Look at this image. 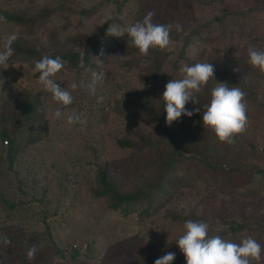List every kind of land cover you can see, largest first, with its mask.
Returning <instances> with one entry per match:
<instances>
[{
    "label": "rangeland",
    "instance_id": "rangeland-1",
    "mask_svg": "<svg viewBox=\"0 0 264 264\" xmlns=\"http://www.w3.org/2000/svg\"><path fill=\"white\" fill-rule=\"evenodd\" d=\"M223 8L256 11L230 16L223 26L206 27L208 37H194L181 59L184 43H173L161 91L170 80L182 78L184 65H232L242 61L249 47L264 50V0H215L209 5L190 0H0V51L15 34L11 45L20 43L41 56L9 59L6 69L0 65V264H154L168 252L181 254L171 244L184 233L187 220L206 222L209 235H216L225 232L224 222L235 219L248 223L247 235L257 240L264 224V177H251L255 180L250 185L246 179L249 165L264 169V108L246 110V128L237 134L241 144L256 147L247 158L234 143L219 141L194 115L174 121L177 128L187 122L198 126L186 144V155L203 159L206 153L213 164L227 169L241 161V171L231 181L222 171L188 163L179 192L161 197L159 204L156 198L151 214L143 216L145 205L113 209L109 197L95 195L101 169H107L122 192L145 188L150 181V153L136 154L118 144L119 139L133 138L136 129L151 134L153 125L144 114L159 101L156 91L140 89L139 69L129 70L138 58L128 51V43L109 55L98 54L91 70L64 68L52 77L73 96L60 119L54 112L61 106L34 71V62L45 55L84 49L85 36L92 37L109 21L125 30L151 11L163 22H179L185 36L222 15ZM14 17L25 18L28 25L11 21ZM115 38L107 33L104 48L109 50ZM250 69L255 92L264 103V72ZM92 71L103 73L95 95L81 86L90 81ZM72 83L78 86L75 90ZM73 112L86 123L68 124ZM3 133L9 138L3 139ZM9 204L15 206L10 212ZM260 243L264 248V238ZM33 246L38 251L29 260L26 253ZM75 250L79 256L74 259ZM252 264H264V251Z\"/></svg>",
    "mask_w": 264,
    "mask_h": 264
},
{
    "label": "trees",
    "instance_id": "trees-1",
    "mask_svg": "<svg viewBox=\"0 0 264 264\" xmlns=\"http://www.w3.org/2000/svg\"><path fill=\"white\" fill-rule=\"evenodd\" d=\"M195 3H203L206 5L212 4L215 0H190ZM223 14L220 16H216L212 21H208L203 27H198L196 30H193L190 34L182 36L183 34L179 31H176L173 28L170 32V40L171 43L168 48L160 49L158 47L151 48L147 57L142 56L138 49L133 47L131 44H128V51H131V54L134 58H138L136 62V67L131 66L129 70H138V75H140V79L142 80V88L143 91L146 92H157L159 101L157 105L155 102L151 104V108L147 107L146 117H148V124L153 125L151 127V134L143 133L141 130L136 129L133 138L128 139H119L118 144L121 148L129 149L130 151L136 154L142 153H150L153 157V161L150 163L149 169L151 171L150 181L146 185L145 188L132 189L128 192L120 191L119 184L116 180L112 179L109 176L107 169H101L98 173V189L96 190V196L98 197H109L110 205L113 209H117L119 207H124L125 209L130 208H138L139 206L145 205L142 209V215H150L151 210L156 204H159V200L161 197H165L166 195H170V198L179 192L180 185L183 183V175L185 169L187 168L188 163H196L201 164L204 167L210 168L213 172L220 173L222 171L223 174H229V178L232 181V178L236 176L239 171H241V161L235 167L227 169L224 165H216L213 164L211 160V156H207L206 153H202L204 155L203 159H199L197 156H188L186 155L187 147L186 144L189 141V137L193 135L198 128V126H193L191 122H187L186 124L180 125L178 128L175 126L174 122L169 126L166 123V111H165V102L162 98V94L164 91H161V79L164 74L165 62L168 57L172 53L170 51V47L173 43L183 42V49L180 53V59L183 58L185 52L187 51V47L191 45V42L194 40V37H197L200 40H204L207 34L204 33L205 28L211 27L213 24H221L223 26L227 19L230 16H246L250 13L256 11L255 9H249L248 12H240L231 10L230 8H223ZM146 15V14H145ZM144 15V16H145ZM144 16L141 18H144ZM11 21L17 22L19 25H28L27 20L23 17H14L10 18ZM115 20H113V23ZM154 23L159 24H174L173 22H163L161 20L156 19L155 15L153 17ZM112 25V21L107 22L102 27L97 28L96 33L90 37L85 36L86 47L82 50L75 52H65L62 54L52 56L55 58L56 56H60L65 61V69H69L70 71H74L77 73L91 70L95 67L94 58L98 56V54L113 53L119 47L123 46V44L127 43L128 37L125 34L122 37H116L113 42L111 41V45L109 50L105 49L102 45V39L107 35L108 27ZM11 47L14 49V54L10 57L11 60H15L20 56H25L28 59L31 57H41L37 56L35 52H30L26 48L23 47L20 43L12 44ZM127 47V46H126ZM220 51V48L217 52ZM229 51V50H228ZM81 53L83 55V63L84 67H80L81 61ZM244 57L241 62H234L232 65L224 63L226 65H218L214 66L215 79H211L208 84L205 86L203 93L196 94L200 103L193 104L191 101L186 104L187 108L191 111L195 108H200L201 112H197L194 114L195 120L202 122V114L206 110L205 106L210 103L211 100V89L215 87L217 82H227L229 87H239L245 93V103L246 110L250 111V107L252 109L257 107L264 108V103L260 101L257 93L255 92V87L253 86V81H251V66L248 63V52L242 54ZM223 59V57H221ZM222 59H219L221 61ZM229 58H224L222 61H226ZM218 64V63H217ZM176 67H179V62L175 63ZM239 68V71H233L234 69ZM178 68H175V70ZM132 70V71H133ZM39 75V73H38ZM216 80V81H215ZM142 108V106H141ZM35 114V111L31 112ZM37 114V113H36ZM199 123V122H198ZM203 123V122H202ZM3 139L9 138L10 135L3 133ZM234 146L237 149V152L242 155L243 158H247L248 153H253L256 147L252 144L247 146L241 144L239 141V137L237 134L234 137ZM13 145L16 142L12 141ZM15 146V145H14ZM251 148V152H248ZM10 155H12L15 151V148H10ZM246 156V157H245ZM251 169L249 172V176L246 180H248V184L250 185L255 179L251 177L258 178V175L264 177V169L259 167L256 164H251L248 166ZM221 173V174H222ZM233 189L238 188L239 186L233 185ZM169 198V199H170ZM14 205L9 204L8 210L9 212L14 209ZM226 225L225 232H220L216 235H220L223 239L232 241L235 243H240L243 238L250 237L247 235V231L250 229V225L245 222H240L235 219H231L229 221L224 222ZM264 224H263V232H261L260 236H257V242L260 243V238H264ZM262 235V236H261ZM171 246L178 247L176 242L172 243ZM78 250H75L72 254V257L75 259L79 256ZM172 264H186L185 257L181 252L180 255L176 256L175 260Z\"/></svg>",
    "mask_w": 264,
    "mask_h": 264
},
{
    "label": "clouds",
    "instance_id": "clouds-1",
    "mask_svg": "<svg viewBox=\"0 0 264 264\" xmlns=\"http://www.w3.org/2000/svg\"><path fill=\"white\" fill-rule=\"evenodd\" d=\"M154 15V12L149 11L142 21L135 22L125 30L110 25L107 33L116 37L126 34L127 43L137 48L142 56L147 57L151 48L166 49L169 47L170 32L173 28L178 32L183 30V26L179 22L167 25L154 23ZM16 38L15 34L10 36L4 50L0 51V65H5V69L9 66L8 61L14 54L11 43ZM83 55L84 53H81L79 65L82 68L84 67ZM248 63L264 72V50L249 47ZM64 67L65 61L60 56L53 58L45 55L34 62V71L39 73V83L52 94L53 100L61 106L54 112L57 119L64 116L62 108L73 103L71 92L62 88L52 78ZM233 71H239V68ZM181 72L183 73L182 78L170 80L165 85L162 94L167 114L166 123L169 126L182 115L191 117L195 113L201 112L200 108L191 111L186 109V104L190 101L193 104L200 103L196 94L202 92L211 79H215V68L207 62L195 63L191 66L184 65ZM102 80L103 73L92 71L90 81L81 86L86 87L90 94L95 95L97 86ZM70 87L75 90L78 86L76 83H72ZM245 96L246 93L241 88L229 87L227 82L216 81L215 87L211 89V100L205 106L202 122L205 129L211 130L219 141L231 145L235 142V135L245 130L248 122ZM98 99L102 100L103 97ZM67 123L70 125L84 124L86 120L73 112L67 116ZM184 229V233L176 244L183 253L186 264H252L253 260H260L262 251H264V248L252 237L243 238L240 243H235L223 239L220 235H209V225L203 221L187 220ZM4 243H9L7 238H4ZM37 251L35 246L29 248L26 253L27 258L34 259ZM175 258L174 252H168L156 259L154 264H172Z\"/></svg>",
    "mask_w": 264,
    "mask_h": 264
},
{
    "label": "built area",
    "instance_id": "built-area-1",
    "mask_svg": "<svg viewBox=\"0 0 264 264\" xmlns=\"http://www.w3.org/2000/svg\"><path fill=\"white\" fill-rule=\"evenodd\" d=\"M5 143H6V145H7V144H8V141H6Z\"/></svg>",
    "mask_w": 264,
    "mask_h": 264
}]
</instances>
